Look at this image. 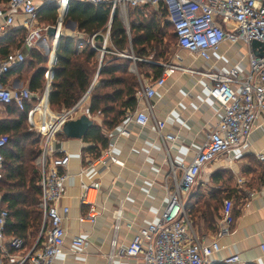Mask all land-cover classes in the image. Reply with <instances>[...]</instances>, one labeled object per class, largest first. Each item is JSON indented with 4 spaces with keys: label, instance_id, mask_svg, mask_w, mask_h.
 Segmentation results:
<instances>
[{
    "label": "built area",
    "instance_id": "2783aa9c",
    "mask_svg": "<svg viewBox=\"0 0 264 264\" xmlns=\"http://www.w3.org/2000/svg\"><path fill=\"white\" fill-rule=\"evenodd\" d=\"M93 5L104 4L109 8L105 32L102 34L100 46H97V33L83 38L80 31L74 30L72 36H79L77 47L86 44L97 50L99 62L105 54H114L135 61H147L137 57L127 50L111 51L109 32L116 14L125 28V34L130 40V8L137 7L154 11L163 16L162 22H169L175 34V45L178 49L194 54L204 60L210 59L223 42L230 45L241 44L246 47L247 69L241 70L237 64L226 69L196 70L181 64L182 58L175 53L170 60L161 61L160 75L138 87L135 96L138 99H151L156 88L165 83L167 76L175 71H190L208 79L203 85L207 96L217 102L220 118L217 124L204 137L201 146L188 164H181V177L177 179L176 170L171 167L174 184L170 188L168 181L162 185L167 201L155 220L141 225L133 233L128 245L122 251L127 257L139 258L142 264H207L213 254L221 249L219 240L229 234L234 222L232 215L233 202L224 199L220 218L216 224L214 237L207 240V235L198 234L193 226L185 207L186 198L198 182L201 169L220 156L229 154L232 150L242 147L249 138L256 119L264 112V47L252 48L251 42L257 40L264 44V0H78ZM71 0H8L0 3V31L9 27L20 26L26 30L25 37L19 48L0 54V103H13L26 112L28 129L35 132L38 138L39 154L35 159L38 169L40 198L38 208L41 211V226L33 245L16 260V264H61L60 257L65 250L66 232L64 221L69 208L61 205L64 196L65 183L69 171L71 156L58 148L57 134L63 124L70 119L85 113L88 109L82 103L88 98L85 94L68 109L54 111L50 108L49 94L53 78V68L56 62L55 42L65 32V18L70 8ZM44 5H52L55 13L54 24L39 22V9ZM49 26H54L56 32L52 43L47 46L48 61L44 70V88L40 95L27 85L13 87L3 82L4 77L12 68L24 61L28 52L37 47L42 32H47ZM132 73H137L134 65L129 66ZM80 108H83L81 110ZM80 109L78 114L77 110ZM146 110L134 109L127 111L119 124V134L129 136L127 125L134 123L144 127L150 117ZM37 115V118H36ZM160 132L164 121L156 120ZM166 140L175 137L166 133ZM8 142L6 134H0V179L4 166L2 149ZM82 154H79L81 158ZM264 165V153L258 154ZM89 166L109 162L122 164L112 152V147L104 149L96 157H85ZM84 169L79 170L82 174ZM239 183L242 181L238 179ZM80 201L88 204L87 212L79 217V221L94 223L102 209L95 204L100 182L80 181ZM1 200V196H0ZM121 209L115 211L113 230L120 228ZM8 220L7 209L0 207V247L13 251L25 250L23 239L17 236H6ZM130 227V224H127ZM87 243L82 235L70 238L71 252L78 253ZM114 245V240L112 241ZM264 254V243L260 244ZM225 264H242L238 254L225 257Z\"/></svg>",
    "mask_w": 264,
    "mask_h": 264
},
{
    "label": "crops",
    "instance_id": "0c3cea01",
    "mask_svg": "<svg viewBox=\"0 0 264 264\" xmlns=\"http://www.w3.org/2000/svg\"><path fill=\"white\" fill-rule=\"evenodd\" d=\"M162 21L163 19L162 31L165 32L166 22ZM69 26L64 33L71 36L77 29L75 22L71 21ZM13 27L0 31L1 55L20 47L9 40L11 35L18 37L20 34L11 32ZM173 44L166 58L164 55L157 59L146 56L143 58L147 61L142 62L159 65V62L170 60L177 52L181 55L183 66L199 71L207 68L226 69L234 64L241 70L247 69L246 47L241 44L230 45L223 42L208 60L180 50ZM131 65L137 70L135 63L132 62ZM147 72L148 75L144 72L139 74L138 70L134 73L138 79V87L160 75H155L150 69ZM25 75L24 69H12L3 82L13 87L24 86L28 84ZM207 81V78L198 73L173 72L166 77L162 86L156 88L151 99L137 98L135 109L146 110L148 107L150 119L146 126L128 124L129 136L119 134L120 123L111 129H103L108 144L98 153L83 154L82 150L88 143L82 139L57 138L55 145L71 156L64 196L60 202L69 208L64 221L66 241L64 253L60 257L61 264H142L139 258L127 257L122 251L138 227L158 217L167 201L162 185L165 180L170 188L174 184L170 174L171 167L175 168L177 179H180V165L192 160L205 135L219 121L221 109L217 102L207 96L203 87ZM88 117L92 121L101 122L100 115ZM156 120L164 121L160 132L156 127ZM166 133L172 134L175 139H164ZM108 147H112L113 154L122 164L109 162L107 166H89L85 162V157H96ZM259 153H264V112L256 119L249 138L242 147L218 157L201 169L197 184L186 198L187 200L200 187L199 200L196 197L192 202V222L195 231L207 235V240L214 237L222 200L228 198L233 202L231 211L234 222L231 231L220 238L221 249L209 258L207 264H222L230 254H238L242 264H264V254L260 249V244L264 243V165L258 158ZM79 154H82L81 158ZM80 169H84L82 174L78 173ZM238 179L242 181L239 183ZM81 180L100 182L95 204L102 212L94 223L79 221V217L89 207L80 201ZM207 200L213 203L210 206L212 217L208 220L211 226L200 215V212L207 209ZM214 204H217V210L214 209ZM119 208L122 217L120 228L115 232L114 216ZM75 235H82L87 240L78 253L69 250L70 238ZM2 247L0 264H16L17 258L24 253V250L13 251L6 246Z\"/></svg>",
    "mask_w": 264,
    "mask_h": 264
},
{
    "label": "trees",
    "instance_id": "16d2710c",
    "mask_svg": "<svg viewBox=\"0 0 264 264\" xmlns=\"http://www.w3.org/2000/svg\"><path fill=\"white\" fill-rule=\"evenodd\" d=\"M6 1L8 0H0V3ZM39 15L41 18L47 19L45 24H54L55 13L52 5L42 6L39 9ZM129 15L130 40L125 34L124 26L115 14L109 32L107 49L128 51L127 48L130 46L131 52L137 57L151 55L154 59L162 57L167 49V43L163 42L166 32L162 31L161 26L163 16L149 11L148 8L137 7L130 8ZM108 16L109 8L104 4L93 5L71 0L64 21L65 29H67V22L73 21L83 38L97 33L95 36L96 45L100 46ZM166 24L167 30L171 29L172 31L171 24L169 22ZM10 31L16 34L20 33L18 37L16 35L9 37L10 42L19 47L25 37V30L16 26ZM171 35L175 43L173 31ZM79 40V36H70L66 33L60 35L58 39L49 104L50 108L55 111L72 107L87 92L96 76L97 83L88 93V98L82 103V106L88 109L92 116L100 115L101 122L93 120L92 125L83 136L82 140L88 145L83 148L82 153H98L108 144V138L103 129H111L118 125L127 111L135 109L137 104L135 91L138 88V79L129 70V66L133 62L130 58L105 54L99 62L96 56L97 50L88 44L79 49L77 47ZM47 53L43 54L35 47L29 51L27 55L29 58L27 60L25 58L16 66L26 72L27 86L32 91L43 85V74L48 60ZM134 63L139 74L144 72L148 75V69L155 75H159L162 71V67L157 64L138 60ZM36 64L40 66L33 68ZM16 67L12 69L16 70ZM0 106L5 113L4 116H0V134H6L8 137V142L2 149L4 166L0 179V207L8 211L6 236L21 237L26 247L25 252L35 242L41 226V211L38 208L39 174L35 164V159L39 154L38 138L35 137L34 132L28 129L25 111L19 110L13 103H0ZM58 134L60 135V133ZM200 193V187H197V191L189 195L186 200L185 207L191 219H193L192 202L196 197L199 200ZM211 197L214 199V195ZM215 199V203H217V198ZM212 204L210 200H207L206 211L200 212V215L204 217L203 220L207 221L210 226L208 220L212 217L210 210ZM216 205L214 204L215 210H217ZM222 264L225 263L222 262Z\"/></svg>",
    "mask_w": 264,
    "mask_h": 264
},
{
    "label": "water",
    "instance_id": "95a60500",
    "mask_svg": "<svg viewBox=\"0 0 264 264\" xmlns=\"http://www.w3.org/2000/svg\"><path fill=\"white\" fill-rule=\"evenodd\" d=\"M55 32H56V28L54 26H49L47 30V34L53 36ZM57 46H58V40H56L55 42V49H57ZM251 46L252 48H256L258 46L264 47V44L257 40H253L251 42ZM96 82L97 79L95 76L92 84L85 93L86 96L88 95L90 90L95 86ZM92 123H93L92 119H90L86 114H82L75 119L67 120L62 126L61 133L66 138L82 139L83 136L86 134L87 130L89 129V127L92 125Z\"/></svg>",
    "mask_w": 264,
    "mask_h": 264
},
{
    "label": "rangeland",
    "instance_id": "374dc122",
    "mask_svg": "<svg viewBox=\"0 0 264 264\" xmlns=\"http://www.w3.org/2000/svg\"><path fill=\"white\" fill-rule=\"evenodd\" d=\"M46 21H47V19H45V18H41V17H39V22L40 23H46ZM71 23V21H68L67 22V28L69 29V27L71 26H69V24ZM165 35H166V37L164 38V41L163 42H166L167 43V49L165 50V52H164V58H166L167 57V54H168V52H170V48L172 49V47L174 46V39H173V37H172V35H171V29L170 30H167V24H165ZM41 35H42V37H44V40H41V42H39V44H38V46L36 47L37 49H39L40 50V52L41 53H47V51H46V49H47V46H50L51 45V43H52V38L50 37V36H48L47 35V32H42L41 33ZM128 49V51H130L131 52V49H130V46H129V48H127ZM157 52H159V50H157ZM157 52H155V53H157ZM154 53V52H153ZM48 54V53H47ZM152 56V55H151ZM29 57H26V60L28 59ZM48 61V60H47ZM47 64V63H46ZM38 66H40V65H34L33 66V68H35V67H38ZM46 66V65H45ZM43 88H44V82H43V85H42V87L41 88H39V89H37V90H35V92L38 94V95H40L41 94V92H42V90H43ZM81 110H83V108H80ZM80 109H78L77 110V112H76V114H78L79 112V110ZM55 111V110H54ZM58 111V110H57ZM5 115V113H4V111H3V109H2V107L0 106V116L2 117V116H4ZM36 118H37V115H36ZM29 131H31V130H29ZM33 132V131H32ZM35 133V132H34ZM35 137H37L36 136V134H35ZM65 136L63 135V134H57V138L59 139V140H63V138H64Z\"/></svg>",
    "mask_w": 264,
    "mask_h": 264
}]
</instances>
